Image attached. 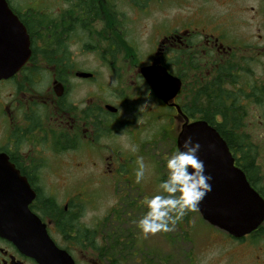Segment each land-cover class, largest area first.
<instances>
[{
	"label": "flooded vegetation",
	"instance_id": "obj_1",
	"mask_svg": "<svg viewBox=\"0 0 264 264\" xmlns=\"http://www.w3.org/2000/svg\"><path fill=\"white\" fill-rule=\"evenodd\" d=\"M200 1L264 6V0ZM0 3V16L9 11L24 28L30 52L18 72L0 80V180L26 182L33 194L28 210L73 264H172L171 233L178 230L184 236V195L190 191L176 147L184 120L170 104L184 115V106L199 110L197 93L212 84H223L229 93L219 97L230 105H235L238 90L251 93L254 84L245 81V71L253 57L247 54H264V11L249 7L245 21L257 31L254 36L238 39L227 19L210 18L196 28L185 26L182 34H163L151 60L141 63L123 40L124 14L116 0ZM178 54L184 63V99L178 95L164 104L140 69L161 66L177 76L168 62ZM104 77L117 86L110 98ZM146 93L153 106L142 110ZM160 149L166 153L157 165ZM165 154L176 157L174 162ZM82 167L88 171L84 179L98 177L105 192L116 198L103 221H91L77 204L72 176ZM56 183L71 189L62 204L55 199ZM0 264L37 263L0 236Z\"/></svg>",
	"mask_w": 264,
	"mask_h": 264
},
{
	"label": "water",
	"instance_id": "obj_2",
	"mask_svg": "<svg viewBox=\"0 0 264 264\" xmlns=\"http://www.w3.org/2000/svg\"><path fill=\"white\" fill-rule=\"evenodd\" d=\"M29 55L25 30L7 11L6 16H0V80L18 72ZM140 73L164 104L181 89L180 79L161 66L142 67ZM170 105L184 120L176 147L186 169L185 184L194 193V206L201 218L234 239L257 230L264 222V199L234 164L225 141L207 122L189 123L177 105ZM32 198L26 182L18 177L0 180V236L12 241L37 264H73L54 246L44 224L28 210Z\"/></svg>",
	"mask_w": 264,
	"mask_h": 264
},
{
	"label": "rangeland",
	"instance_id": "obj_3",
	"mask_svg": "<svg viewBox=\"0 0 264 264\" xmlns=\"http://www.w3.org/2000/svg\"><path fill=\"white\" fill-rule=\"evenodd\" d=\"M116 2L119 3L120 11L124 14V27L127 36L124 35L123 40L125 44L128 43L135 49L141 63L151 60L150 58L155 51V43L163 34L171 31L182 34L185 26L191 29L196 28L210 18L227 19L232 24V30L238 39L245 38L246 34L254 36L257 33L246 22L250 13L249 7H255L247 5V1H242L241 4L228 5L224 1L162 0L159 2L152 0L146 4L145 0H137L138 6H134L133 0H116ZM255 8H262L264 11V6ZM243 21L245 22L243 23ZM239 22H242L240 26L238 25ZM252 52L254 54H247V56L253 57V60H250V65L245 71V81L258 88H264V54L257 55L255 51ZM179 54L174 56L172 63H168L171 72L181 78L184 85V63ZM77 58L80 57L77 56ZM91 60L92 63H96L94 56ZM101 82L107 90L105 96L110 98L117 88L115 81L112 78L104 77ZM184 93V91L181 93L180 99H184ZM146 95L148 98L144 97L141 102L142 110L153 106V102L150 101L152 97L148 93ZM238 101L243 107L242 122L244 125L242 132L250 136L251 142L257 147L258 162L264 165V109L253 104L252 100L238 99ZM199 106L200 108L203 107L202 100L198 103ZM174 139L175 137L172 140ZM163 148L165 149L166 146L164 145ZM163 153H166L163 149L157 151V165L161 164L159 156ZM165 157L173 162L176 158L168 155ZM82 168L83 172L79 171L81 169H77L75 177L72 176L76 179L75 184L72 185V190L78 196L76 197L77 204L82 206L84 211H87L91 221H103L108 217L112 206L116 205V198L105 192V184L98 182V177H86L84 179L82 176H84V172L88 174V171H85L87 167ZM54 189L59 191V196L55 197L58 204L63 203V195L66 196V191L71 190L67 185L65 188L59 187L58 183L55 184ZM190 199H193L192 193H186L184 195V236L178 230L171 233L173 239L172 264H258L254 260L256 257L264 259V236L257 237L254 235L255 237L235 243L234 240H229L225 233L209 227L202 221L194 208V201L193 206L188 204ZM182 237L188 239L189 242L181 243L180 238Z\"/></svg>",
	"mask_w": 264,
	"mask_h": 264
},
{
	"label": "trees",
	"instance_id": "obj_4",
	"mask_svg": "<svg viewBox=\"0 0 264 264\" xmlns=\"http://www.w3.org/2000/svg\"><path fill=\"white\" fill-rule=\"evenodd\" d=\"M133 1L136 6L139 5L136 3L137 0ZM239 82L240 79L237 78V83ZM223 88L222 83L220 85L205 86L201 92L197 93L200 99L197 100L198 95L196 94L195 100L192 101V104L196 105L197 101L199 103L202 100L203 107L200 108L199 106V110H195L184 106L183 110L191 119L203 120L215 128L232 153L235 165L242 170L250 186L264 199V165L258 162L257 147L251 142L250 136L242 132L244 125L242 122L244 117L243 107L238 101L239 96L242 95L244 101L252 100L253 104H257L264 109V88H256L253 85V90L249 94L238 90V99L235 105L223 101L221 99L223 96L219 97V95L229 93L228 90L225 91ZM183 91L184 86L180 91V95ZM193 113L198 114L197 118ZM188 204L193 206V199H190ZM263 228L264 223L253 234L257 237L264 236Z\"/></svg>",
	"mask_w": 264,
	"mask_h": 264
}]
</instances>
